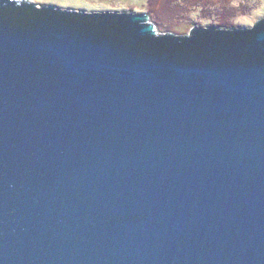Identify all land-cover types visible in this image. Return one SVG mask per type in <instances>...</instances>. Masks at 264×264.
Returning <instances> with one entry per match:
<instances>
[{"label": "water", "instance_id": "water-1", "mask_svg": "<svg viewBox=\"0 0 264 264\" xmlns=\"http://www.w3.org/2000/svg\"><path fill=\"white\" fill-rule=\"evenodd\" d=\"M0 264H264V17L0 0Z\"/></svg>", "mask_w": 264, "mask_h": 264}, {"label": "rangeland", "instance_id": "rangeland-1", "mask_svg": "<svg viewBox=\"0 0 264 264\" xmlns=\"http://www.w3.org/2000/svg\"><path fill=\"white\" fill-rule=\"evenodd\" d=\"M36 6L85 13H145L158 33L187 34L192 27H249L264 17V0H27ZM228 9V10H227ZM230 10V11H229ZM230 13H227V12Z\"/></svg>", "mask_w": 264, "mask_h": 264}, {"label": "flooded vegetation", "instance_id": "flooded-vegetation-1", "mask_svg": "<svg viewBox=\"0 0 264 264\" xmlns=\"http://www.w3.org/2000/svg\"><path fill=\"white\" fill-rule=\"evenodd\" d=\"M227 10H228V9H227ZM229 11H230V10H229ZM229 11H228L227 13H230ZM195 26H197V25H195ZM209 26H210V25H209Z\"/></svg>", "mask_w": 264, "mask_h": 264}]
</instances>
